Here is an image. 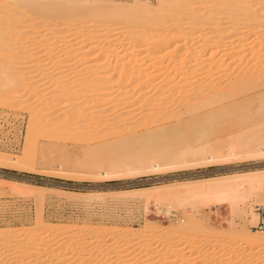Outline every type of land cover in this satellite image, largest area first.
Instances as JSON below:
<instances>
[{"label":"rangeland","instance_id":"374dc122","mask_svg":"<svg viewBox=\"0 0 264 264\" xmlns=\"http://www.w3.org/2000/svg\"><path fill=\"white\" fill-rule=\"evenodd\" d=\"M98 1L104 6L108 4L109 7L123 6V8H127L128 11L125 12L127 14L129 10L130 12L136 11L139 3L143 0ZM148 1L151 6L156 7V0ZM198 2L200 1L198 0L194 4L181 3L178 7L180 11L187 12V6L191 9L196 8V5L200 6ZM10 5L13 3L5 4L6 8ZM206 5H202V16L198 15L196 22H199V18L206 14L209 4ZM13 7L15 6L13 5ZM10 13L13 16L17 14L14 11ZM224 15L226 16V14ZM227 15L228 18L225 20L227 23L222 25L225 27L222 33L217 32L218 27H213L215 31L210 30L213 31L210 34L214 44L212 48L211 45H207V47L205 44L203 45L204 41L198 40L199 37L198 41L187 42V46L182 47L181 44L187 40L185 41V37H178L180 32L176 29V23H168L167 34L173 33L171 35L175 40L173 38L172 41L170 40L167 52L162 54L163 59H159V62L151 56L150 60L146 59L147 67H152V58L156 60L153 62L154 66L156 65L153 69L156 72L155 76L165 72V74L173 72L174 75L175 72H180L179 68H182L183 61L186 63L184 72L190 70L198 62L206 61L211 54L216 58L213 63H217L223 55L230 53L223 51L224 48L221 50L222 46L220 45L226 47L228 45V48H232L236 46L235 44L242 46L247 44L248 36H243V31L240 32L241 36L245 37L244 39L243 37L236 40L230 39L234 33V21L231 19V14ZM229 16L231 17L229 18ZM179 18L182 19L183 16ZM53 19L52 22L50 21L51 24L48 23V27L37 29L38 32L40 31L37 32L38 35L43 34V38L39 41L41 46L39 57L42 56L40 61L28 58V51L25 56L21 55L15 60L0 59V75L4 67H12V70L9 69V71H13L14 74L18 72L19 75L16 78L18 82L8 91L0 94V254H3V257L0 256V261L10 255L6 257L8 262L4 264H11L15 256L23 255V264H38L35 257L30 255L33 250L45 253L51 246L58 257L69 252L70 243L68 240L75 235V237L78 236L77 238L80 237L79 239L86 236L85 240H90L96 234L99 238H103L100 240L104 241L107 246L111 245L112 249H116L125 243L122 241L123 239L117 237L112 239L111 234L113 230H120L121 237L126 238L127 247H129L124 256L131 259L133 263L137 261V259L134 260L136 249L142 246L148 253L153 249L154 252L151 254L154 253L155 258L159 256L160 264H193V260L198 255H202V258L196 264H207L211 260L214 261L211 262L212 264H241V261L242 264H247L243 261L244 249L237 254L233 253V249L235 246L243 245L246 238L250 236L264 234V229L254 228L259 218L256 209L257 206H264L263 200H253L252 208H249L251 204L246 206L244 208L246 215L233 216L225 205L211 206L205 209L196 206L192 209L187 203H181L182 200H177L176 197L174 199L173 196L172 198L166 197V194L178 190L183 192L187 187L202 185L207 180L218 182L220 179L227 178L228 180L239 176H263L264 119H257L261 120L260 122L253 121L254 125L252 122H250L252 125L247 123L240 124V126L234 122H227L228 124L217 126L216 133L212 132L213 134L210 133L206 136H201L200 130L190 132L184 139H177L171 134L166 138H158L155 134L151 136L158 139L153 143H147L146 136L137 137L145 140L140 142V139L129 138L130 135H126L128 137L126 138L122 132L118 131L113 133L114 137L112 135L113 138L108 139L109 141L94 142L83 141V139L80 141L69 133L59 135L51 127H47L48 135H36L32 131L35 122L33 117L36 116L34 110L42 108V101L46 103L48 98L55 97L54 90L58 86H48L47 83L57 78L60 73L59 69L62 71V68L69 70V66L73 67L70 63H73L74 60L64 63L67 57L61 56V50L64 47L62 45L71 41L75 36L73 33L76 31L82 34H89L92 31V28H85L87 26H83L84 29L82 27L75 29L78 26H68L70 22H63L62 18ZM24 21L27 22L23 23V31L16 35V38L0 40V49L9 44H17L18 47H23L25 44L26 49L32 53L31 50L38 41L36 40L38 35L28 36L26 28L30 24L33 26L35 21ZM16 26L12 20L9 21L4 27L5 30L3 29L4 33L12 32ZM220 28L222 27L220 26ZM98 30L100 31L97 34L102 37L109 31L102 27ZM202 30L200 32L195 30L192 34L198 36L208 32V29ZM175 34L178 35L174 37ZM111 35V38L116 40L121 33L120 31L112 32ZM241 39L244 41L240 42ZM108 40L113 41V39ZM243 42L244 44H241ZM112 43L118 46L115 41ZM177 43H181V46ZM156 44L158 45V43ZM81 45H84V42ZM230 45L231 47H229ZM88 47L86 60L94 61L101 57L96 55L95 48L92 49L91 46L90 49L89 45L86 46L87 49ZM91 52L92 58L89 57ZM12 53L15 54V52ZM171 54L172 56H170ZM187 57L189 59L186 60ZM100 59L98 60L101 62L103 58ZM32 64H36V66L30 70L28 67ZM198 68L201 66H197L194 71H199ZM223 69L225 66L218 69L217 72L219 73ZM176 74L178 76V73ZM179 74L181 75V73ZM27 76L33 77L29 86L21 82ZM179 78L177 77V79ZM1 79L0 77V82ZM1 88L2 86H0ZM49 91L51 94L53 93L52 96L48 94ZM32 98L35 104L31 103ZM100 105H98L99 109ZM50 112L53 113L54 109ZM84 124L87 125V122L80 123L82 127H85ZM179 155L187 156L186 159L179 161L171 158ZM158 194L161 197L155 198ZM148 197L150 198L148 199ZM188 218L205 225L206 228H209H207L208 231L199 232L200 235L194 229L180 230L179 232L178 227L182 221H187ZM147 227H155L162 233L154 232V235H150L152 231H146L144 232L146 234L142 235ZM102 228H107V230L105 229L107 232L99 231ZM171 230L188 235V242L181 237V234V236L178 234L179 238L175 236L169 239V235L167 236L166 233L169 234ZM54 236L59 240L56 244L52 242ZM44 237L47 239L43 241ZM232 238L239 241L232 243ZM169 246L172 247L170 250L174 251L171 257L161 256L164 249ZM215 253H218L217 257L213 256ZM256 257V255L253 256L255 258L251 261L253 263H248L264 264V260L257 261Z\"/></svg>","mask_w":264,"mask_h":264},{"label":"bare ground","instance_id":"6f19581e","mask_svg":"<svg viewBox=\"0 0 264 264\" xmlns=\"http://www.w3.org/2000/svg\"><path fill=\"white\" fill-rule=\"evenodd\" d=\"M156 1L157 5L155 7L151 6L148 0H143L139 3L136 11L130 12L129 10L130 13L126 14L127 8H123V6L115 7V5L114 7H109V4L104 6L98 0H0V40L2 38H5V40L16 38L15 36L23 31L24 20L35 21L33 26L30 24L26 28L28 36L33 35V37L37 34L39 27H48V23L53 18H62L63 22H70L68 26H78L75 29L80 27L84 29L83 26H87L85 28H92L89 34H82L76 31L73 33L75 35L74 38L71 41L69 40L68 43L63 44L62 46L64 47L61 46L63 48L61 56L67 57L64 60L65 62H63L67 63L74 60L73 63H70L73 67L69 66V70L62 68L61 71L59 69L60 73H58L57 78L56 76L55 80L50 78L52 80L47 83L48 86H58L54 90L55 97L48 98L49 100L46 103L42 101V108L34 110L36 115L33 117L35 119L34 129L32 130L34 134L45 135L48 133L47 127H51L59 135L69 133L80 141L83 139V141L91 140L94 142L108 140L114 132L118 131L119 133L122 132L123 134H121L125 135V137L126 135H130L131 137L129 136V138L132 139L136 138L139 140L140 138L137 137L146 136V142L153 143L158 138L169 137V134L177 139H184L190 132L200 130L201 136H206L212 132L216 133L217 126L226 124L227 122H234V124H239L240 126V124L253 123L257 119H264V0H199L200 6L196 5L195 9L187 6V12L180 11L178 6L181 3L194 4L198 0ZM7 3H13L15 7L10 5L6 8L5 4ZM204 4H209L210 7L208 6L206 14L202 18L199 16V22H196L197 16H202L201 7ZM11 8L13 10H10ZM13 11L17 13L14 16L10 13ZM227 14H231V19L234 21V33L230 39L236 40L247 35V44L243 46L235 44L236 46L238 45L236 47L233 43L234 47L232 48H228L227 44V47L220 45L222 46L220 47L221 50L224 48L225 50L223 51L230 53L223 55L219 61L217 60V63H213V60L216 58L211 54L206 61L198 62V64L188 71L184 72L186 63L183 61V66L180 64L182 66V68H179L180 72L177 71L174 75L172 74L173 72L167 74L165 72L162 75L155 76L156 72L153 69L156 65L154 66L153 62L161 59L162 54L165 51L167 52L168 43L173 38L171 35L173 33L170 34L171 37L167 34L168 23H176V29L180 32L178 37H185V41L187 40L182 44L180 43L182 47L187 42L197 40L199 37L198 40L204 41L203 45L205 44L206 47L207 45H211L212 48L214 44L211 41L210 34L213 31L210 30L218 27L217 32L222 33L225 29L222 25L225 24V20L228 18ZM181 16H183L182 19L179 18ZM74 17L75 19H73ZM11 20L17 26L12 32L5 34L4 27ZM37 23L40 25H37ZM100 27L109 30L103 37L97 34L100 31L98 30ZM202 29H208V32L199 34L198 36L197 34H192L193 31L198 30L200 32L203 31ZM118 31H120L121 35H118L116 41L114 38H111V33ZM240 31H243V36H241ZM122 33L125 35L123 36ZM177 35L175 34L174 37ZM36 38L38 41L34 48H32V53L29 52V49H26L27 46L25 44L23 47H18L19 45L17 44H9L0 49V59L8 58V60H15L21 55L25 56L28 53V58L33 59V61L37 59L40 61L42 56L39 57V48L41 47L39 41L43 38V34L41 35L40 33ZM108 39H113V41L118 43V46ZM173 40L175 39L173 38ZM229 41L231 42L232 40ZM83 42L85 46L81 45ZM180 44L178 45L181 46ZM241 44H244V42ZM88 45L90 49L91 46L93 47L92 49L95 48L96 55L103 58L101 62L99 61L101 57L98 58L99 60H86V52L89 50V47L87 49L86 46ZM26 51L28 52L26 53ZM12 52H15V54ZM177 52L179 53V51ZM32 54L34 55L32 56ZM91 55L92 52L89 54V57ZM150 56L156 60L151 58L152 67L148 68L146 59L150 60ZM187 56L190 57L188 54ZM188 57L186 60L189 59ZM35 66L36 64H32L28 68L31 70ZM197 66H201V68H198L200 72L198 70L194 71ZM224 66L225 69L218 73L217 70L222 69ZM11 68L4 67L1 71L0 77L2 79L0 86L2 88L0 89V94L8 91L11 86L18 82L16 80L19 77L18 72L15 75L12 71V74L9 71ZM176 73H178V76H176ZM214 73L218 74L215 75ZM177 77L182 78L180 80ZM32 78L31 76H27L21 82L29 86ZM178 80L180 81L178 82ZM48 94H51L50 91ZM35 97L37 96L35 95ZM32 100L31 103L35 104L33 98ZM99 104H101V110L98 107ZM53 109L54 112H50ZM84 121L87 122V125L84 124L85 127H82L80 123ZM155 134L158 138L151 136ZM140 140V142L145 141L143 139ZM186 156L179 155L171 158L179 161L186 159ZM156 167L160 168L159 166ZM172 196L174 199L176 197L177 200H182V202L180 201L181 203H187L192 209L196 208V206L205 209L211 206L225 205L233 216L246 215L244 208L250 205L253 200H263L262 202H264V175L239 176L229 178L228 180L225 178L224 180L220 179L218 182L207 180L202 185L189 186L183 192L178 190L166 194V197L172 198ZM160 197L159 194L155 196V198ZM249 208H252V204ZM207 228L205 225H201L188 218L187 221H182L177 230L180 232V230L187 231L194 229L200 235L201 233L199 232L206 231ZM105 229L107 230V228H102L99 231L107 232ZM156 229L155 227H147L142 235L146 234L144 233L146 231H152V234L149 233L150 235H154V232L162 233V231H157ZM91 232L93 233V231ZM166 234L167 236L169 235V239L175 236L179 238L177 231L171 230L169 234L168 232ZM44 235L46 237V233ZM111 235L112 239H115L114 237L123 239L122 241L125 244H121V246L116 247V249L114 248V250L110 247L111 245L107 246L104 241H101L100 238L102 237L99 238L96 234L90 240H85L86 236L79 239L80 237L77 238L78 236L75 237V235L68 240L70 249L65 254L57 257L50 246L45 253L33 250L30 255L35 257V261L37 260L38 264L161 263L158 258L159 256L155 258L156 255H153L154 253L151 254L154 252L152 248L148 253L142 246L136 249L134 260L137 259V261L133 263L131 259L124 256L129 247H127L126 238L124 236L121 237V231L113 230ZM45 237L42 238L43 241L47 239ZM181 237L186 239V241L188 239V235L186 234H183ZM232 239V243L239 241L236 238ZM52 240L54 244L59 241L57 237ZM170 249H172L171 246L165 248L161 256L171 257L174 251ZM242 249L245 251L243 261L247 264L255 259L253 258L254 255L257 256V261H263L264 234L259 233L246 238L243 245L234 247L233 253L237 254ZM2 255L0 254L1 257H3ZM217 255L218 253H215L213 256L217 257ZM201 256L195 257L193 264H196L202 258ZM6 257L1 259L0 264L8 262V258ZM22 258L23 255L15 256L11 264H23L24 260ZM211 262L214 261L211 260L207 264H212Z\"/></svg>","mask_w":264,"mask_h":264},{"label":"built area","instance_id":"2783aa9c","mask_svg":"<svg viewBox=\"0 0 264 264\" xmlns=\"http://www.w3.org/2000/svg\"><path fill=\"white\" fill-rule=\"evenodd\" d=\"M257 211L259 213V218L254 228H258L259 230L264 229V206H257Z\"/></svg>","mask_w":264,"mask_h":264}]
</instances>
